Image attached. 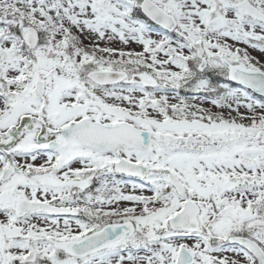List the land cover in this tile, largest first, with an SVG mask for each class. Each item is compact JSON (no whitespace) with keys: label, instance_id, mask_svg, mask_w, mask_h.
Instances as JSON below:
<instances>
[{"label":"snow or ice","instance_id":"6c2138e0","mask_svg":"<svg viewBox=\"0 0 264 264\" xmlns=\"http://www.w3.org/2000/svg\"><path fill=\"white\" fill-rule=\"evenodd\" d=\"M0 264H264V0H0Z\"/></svg>","mask_w":264,"mask_h":264}]
</instances>
